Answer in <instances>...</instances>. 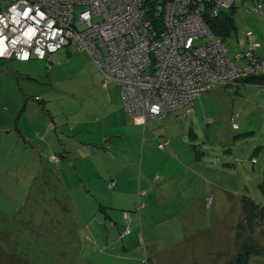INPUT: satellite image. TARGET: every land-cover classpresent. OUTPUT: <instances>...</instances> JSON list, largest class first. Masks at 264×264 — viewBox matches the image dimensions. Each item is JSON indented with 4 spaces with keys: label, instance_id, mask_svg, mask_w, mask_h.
<instances>
[{
    "label": "rangeland",
    "instance_id": "rangeland-1",
    "mask_svg": "<svg viewBox=\"0 0 264 264\" xmlns=\"http://www.w3.org/2000/svg\"><path fill=\"white\" fill-rule=\"evenodd\" d=\"M6 4L0 0V9ZM248 6L243 0L235 2L236 27L226 38L232 56L247 46L248 30L262 44L257 54L264 53V15L247 10ZM81 9L76 7V15ZM69 51L53 53L47 63L0 59V130H6L0 131V211L26 219L23 212L30 198L40 208L38 214L45 215L42 211L48 209L47 214L56 220L53 227L43 225L51 232L27 222L29 230L13 251L0 252V264H237L238 255L251 249L259 251L248 264H264V218L250 234L241 203L243 196L264 203L260 184L264 181V84L219 85L203 91L191 114L176 110L163 118H150L144 134V127L135 125V134L111 146L104 137L113 138V134L104 132L102 125L110 123L107 127L115 135L123 122L117 117L106 121L114 117L106 114L103 100L108 78L87 52L73 47ZM173 137L174 156L170 153ZM160 139L170 140L171 147L160 149ZM143 143L155 155V170L162 164L183 172L190 169L197 172L192 173L199 181L188 185L178 178L174 184L154 174L155 183L149 186L155 197L140 196L141 189L149 187L139 181ZM85 147L91 150L89 154L82 153ZM228 148L232 152L224 151ZM161 151L169 153L165 156ZM50 153L58 154L60 162H52ZM45 167L60 171L63 184L52 181L51 172L42 171ZM223 172L231 175L222 176ZM37 173H48L51 178H33L34 190L33 181L27 182ZM115 180L117 186L112 189L109 184ZM44 181L47 184L42 185ZM138 202L144 205L141 211ZM122 210L132 212L133 246L126 245L127 253L107 250V256L99 255L105 240L117 242L111 239L116 228L110 222L122 217ZM152 216L156 220L148 223ZM136 222L138 228L133 230ZM103 227L109 230L104 231L108 236L103 235ZM81 230H88L94 241H102L95 254L84 243L86 235ZM185 253L190 258L179 257Z\"/></svg>",
    "mask_w": 264,
    "mask_h": 264
},
{
    "label": "built area",
    "instance_id": "built-area-1",
    "mask_svg": "<svg viewBox=\"0 0 264 264\" xmlns=\"http://www.w3.org/2000/svg\"><path fill=\"white\" fill-rule=\"evenodd\" d=\"M1 1L8 4L0 9V59L50 61L53 53L71 47L87 52L121 89L127 116L144 126L216 85L264 71V57L254 54L253 32H248V50L235 55L246 62L239 67L227 42L208 24L207 15L217 16L236 0ZM243 1L251 4L247 10L264 15V0ZM192 111L188 106L187 113ZM169 143L162 140L159 147ZM126 213L131 221V212ZM131 231L128 224L124 234Z\"/></svg>",
    "mask_w": 264,
    "mask_h": 264
},
{
    "label": "trees",
    "instance_id": "trees-1",
    "mask_svg": "<svg viewBox=\"0 0 264 264\" xmlns=\"http://www.w3.org/2000/svg\"><path fill=\"white\" fill-rule=\"evenodd\" d=\"M234 9H235V6H233L232 8H223L217 16L207 15V21H208V24L210 26L211 31L215 35L221 37L224 41H226V38L231 33L232 29L234 27H236L235 23H234L233 15H232ZM250 31L253 32L252 30H248L246 33V42H247L246 47H243L240 49V51L235 52L234 56L231 55V51L229 49L230 57L234 60V63L237 64V66H239V67H244L246 62L243 59H236L235 55L237 53L246 52L248 50V45H249V41H250L249 36H248V32H250ZM254 35L256 36L255 37V43L257 44V46L254 49V54L256 57H264L263 54L262 55L257 54V50L262 47V44L260 42L256 41L257 35L255 33H254ZM260 53H263V52L260 51ZM32 59H36V58H32ZM11 60H13V59H11ZM37 60H41V59H37ZM41 61H46V63L48 62L46 59H43ZM244 82L247 84L252 83V84L263 85L264 84V71H261L258 74L254 73V74L248 75L247 77H241V78L237 79V82L235 83L234 87H240L241 85L244 84ZM217 86H219V85H216L213 88H216ZM243 86H245V85H243ZM213 88H210V89H213ZM195 100H196V98L192 99L188 105L184 104V105L178 107L177 109L182 108V107L186 108L188 106L194 107L193 103ZM170 111H175V110H170ZM170 111H168L164 116L157 117V118L165 117ZM232 117L235 118V115L233 114ZM0 131L5 132L6 130H0ZM162 140H165V139H160V141H162ZM166 140H168V139H166ZM168 141L170 142V140H168ZM169 145H170V143H169ZM52 155L58 156L59 161L55 162L51 158ZM50 159L56 164L60 162V156L56 153L51 154ZM44 169L49 170L51 172V174L54 176L52 181H54L56 179L58 183L63 184V182L61 181L59 171H56V170L53 171V169L49 168V167L42 168V171ZM49 171H47V172L49 173ZM48 173H46L45 175L46 176L49 175V177L51 178L50 174H48ZM46 176H42L41 173H37L36 175H34V177H31V179L27 183L30 184L35 178L36 179L39 177H45L46 178ZM34 183L35 182L33 181V184H32L33 188L32 189L35 190V188H37V185ZM45 184H47V183L44 181L42 183V185H45ZM260 184H261V188L264 192V181L261 182ZM46 200H48L47 197H46ZM28 202L29 203L26 204V212H23L26 219L25 218H23L21 220L14 219L13 217H9L0 211V252L2 251L3 254H7L8 252H12L14 249V245L18 242V239H21L28 232L29 229L25 228V224L27 222L30 223L29 224L30 226H32L33 223H36L38 226L45 228L46 230H48L50 232H51L50 228L49 227L46 228L43 225L46 224V225H48V226L50 225L52 227L55 226L56 220L52 218V216H53L52 214H49V215L47 214V211L49 212L48 209H45L42 211L45 215L38 214L37 211L40 208L34 207L35 204L33 201H31L30 198H29ZM45 203H46L47 207H49L47 202H45ZM241 203H242V213H243L244 223L246 224L247 229L249 230V233L254 234L256 232V230L260 227V224L262 223L263 218H264V203L256 202L254 199H252L249 196L241 197ZM103 207L104 206H101L100 209L102 210ZM49 209H50V207H49ZM27 211H31V212L28 213ZM52 211L54 212V210H52ZM122 211H124L123 216L121 217L122 220L120 219V222L122 223V224H120V226L122 225V230L118 236L117 241L119 242V244L124 245V244H126L127 241H126V236L123 235V233L125 232L128 224H130V227H131V221L132 220L128 221V219L125 217V213L128 210H122ZM38 212H40V211H38ZM131 216H132V212H131ZM46 218H49L48 221H46ZM118 218H120V217H118ZM116 220H118V219H116ZM116 220H114V221H116ZM110 223L112 224V222H110ZM103 228H104L105 232L109 231V230H106L105 227H103ZM80 233L86 235L85 239L87 240V242H84V243H86L87 244L86 246H89V248H93V249H91V253L95 254V249L99 250L100 242H102V241H100V240L94 241L95 238L90 237L88 230L87 231L81 230ZM103 235L108 236L107 233H104ZM240 235L241 234H239V236ZM49 237H50V235L47 236V238H49ZM65 239L67 240V237ZM96 243L98 244L97 248H95V246H94ZM104 245L100 246L99 255L103 254V256H104V253L107 250H110V251L115 252V253L117 252V250H116L117 246L114 243H111V241L106 242V240H105ZM82 248H83V246H82ZM258 251H259V249H256V250L251 249V250L244 251L243 253H240L237 257V260H236L237 264H248V262H249L248 260L251 257V255H253L254 253H257Z\"/></svg>",
    "mask_w": 264,
    "mask_h": 264
},
{
    "label": "crops",
    "instance_id": "crops-1",
    "mask_svg": "<svg viewBox=\"0 0 264 264\" xmlns=\"http://www.w3.org/2000/svg\"><path fill=\"white\" fill-rule=\"evenodd\" d=\"M261 43V42H260ZM65 51H67V52H71V51H69V50H65ZM264 55V53H261V55ZM33 60H35V59H33ZM32 59L31 60H29V61H33ZM17 61V60H16ZM35 61H38V60H35ZM26 62H28V61H26ZM40 62H41V60H40ZM107 79V78H106ZM246 84L247 83H245L244 82V84L243 85H245L246 86ZM248 84H252V83H248ZM220 86H225V87H233L234 86V84H231V85H220ZM218 87V86H217ZM103 89H104V102H105V107L107 108V110H106V114H109V113H113L114 115V117H110V118H108L106 121H111V122H114L115 121V117H117V118H120V120H122V122H123V124L119 127V129H116L115 128V132H116V134L114 135V131H112L111 129H109L108 127H107V124H110V123H107V124H103L102 125V127H103V129H104V132H106V133H109V134H113V138H111V137H108V136H105L104 137V141L106 142V143H110L111 144V146H113L114 144H115V142H116V144H117V141L119 140V139H126V138H128L130 135H133V134H135L134 133V131L132 130V129H135L136 128V126L135 125H138V126H140V125H142V124H139V123H134L131 119H129V117L127 116V114H125L126 113V110H125V107L123 108V106H124V101H123V105H122V102H121V97H122V95H121V89L118 87V85H117V83L116 82H114V81H112V80H106V82L104 83V87H103ZM198 98V97H197ZM196 98V99H197ZM123 99V98H122ZM195 102V101H194ZM193 106H194V103H193ZM125 110V111H124ZM177 110H183L184 112V114H191V113H187V107L186 108H184V107H182V108H179V109H177ZM176 111V110H175ZM193 111H194V107H193ZM125 112V113H124ZM235 113V112H234ZM234 113H232L231 114V116L234 114ZM231 116H230V118H231ZM166 117V116H165ZM155 118H157V117H155ZM150 120V119H149ZM149 120H148V122H147V125L146 126H148V123H149ZM115 124V123H114ZM116 126V125H115ZM144 128H143V134H144V131H145V129H146V126H144V125H142ZM136 133L139 135V133H138V131H137V129H136ZM193 137H196V134L193 136ZM93 138H91L90 137V139H89V142L92 140ZM175 140V138L173 137V141H172V147H171V141H170V145L168 146V148H170L171 147V150L173 151V152H170V150H169V152L171 153V155L172 156H174V154L176 153V148L174 147L175 146V142L176 141H174ZM88 143V142H87ZM148 145V149H147V151L145 152L144 151V148H145V146H147ZM115 146V145H114ZM139 147V146H138ZM152 147H154V145L152 144ZM150 147H149V144H147V143H143V155H142V157H141V162H140V167H139V172L141 173V176H140V178H139V181H140V184L142 185V187L144 186V185H147V186H149L150 184H152V183H155V182H153L152 180H153V176H154V174H156L155 175V178L156 179H159V178H163L164 179V181H168V182H172V183H176L175 181H173V179H178V178H184L185 179V182L186 181H188V185H191L192 184V182H196V181H199V179L200 178H197L194 174H196L197 172H195L194 170L192 171L191 170V172L190 171H188V170H190V169H185L184 170V172L180 169V168H172V169H170L169 167H168V165H166V164H162L161 166H159V168L157 169V170H155V168H154V165H155V155H154V153L152 152V151H149L150 149H149ZM167 148V149H168ZM153 150H154V148H152ZM161 149V148H160ZM224 151H226V152H232V150L231 149H224ZM237 150L236 149H234L233 150V153L234 152H236ZM83 152H85V153H87V154H89V152H91V150L88 148V147H85V149L82 151V153ZM103 152H105V151H103ZM103 152H98L99 154H102ZM159 152V151H158ZM162 152V155L163 154H165V156H166V152L167 153H169L168 151H161ZM160 152V153H161ZM164 152V153H163ZM81 153V154H82ZM53 154V153H52ZM50 155H51V153H50ZM81 156V155H80ZM176 156H178V155H176ZM81 158L83 159V160H85L84 159V157L83 156H81ZM221 159H224V156H222L221 157ZM52 161V160H51ZM53 162V161H52ZM224 164H227L226 162L224 163ZM195 168H198V167H195ZM183 169V168H182ZM155 171H157V172H155ZM194 174H193V173ZM180 173H183V175L184 176H182V177H179V176H177L178 174H180ZM59 174L60 175H62L61 174V172L59 171ZM187 175H191L192 176V178H190V177H188ZM197 175V174H196ZM230 176L231 174L230 173H224L223 172V175L222 176ZM157 176V177H156ZM113 178V177H112ZM112 180H114V179H112ZM117 186V181L115 180V184H114V186L112 187V189L113 188H115ZM216 186H219V184L218 183H216ZM110 187V186H109ZM111 188V187H110ZM151 189H153V188H151L150 186L149 187H145L144 186V188H142L141 190H143L142 192H140V196H144L145 198H147L148 199V197H155V195H154V191H152ZM221 189H224L223 187L221 188ZM161 190V189H160ZM224 190H226V189H224ZM164 191L162 190V193H163ZM158 194V196H160V197H163V195L161 194V192H157ZM177 193V192H176ZM209 198V197H208ZM151 200V199H150ZM151 201H153V199L151 200ZM138 204H139V202H138ZM101 207V206H100ZM111 216H113V214H110ZM111 216H109V218H111ZM147 216V215H146ZM114 217V216H113ZM142 217V223H143V232H144V230H145V226H146V222H145V220L143 219V215L141 216ZM146 218V217H145ZM152 219H147L148 220V223H151V222H153V220H156V218H153V216L151 217ZM118 220H116V221H114L113 219L111 220V222H112V224H114V226H115V228H116V232H114L113 233V236H112V240L114 241L115 239L116 240H118V236H119V234H120V232H121V230H122V225L120 226V219H121V217L120 218H117ZM122 220V219H121ZM132 221H133V218H132ZM132 221H131V223H132ZM119 225V226H118ZM151 225L149 224V226H148V228L150 227ZM138 228V224H137V222L135 223V227H134V229L133 230H135V229H137ZM97 232H98V230H97ZM133 232L134 231H132L129 235H127L126 236V244H124V245H121L120 246V248H118V244H119V242L117 241V242H115L114 244L117 246V248H116V250H117V252L115 253V252H112V253H115V254H119V253H122V252H126L127 253V251H126V249H128L127 248V246H129V247H132L133 246V241H134V238L132 237V235H133ZM102 233H104V228H103V231H102ZM187 238H185L184 240H186ZM183 240V241H184ZM106 242H107V240H106ZM184 244H187V241H185V242H183ZM183 243H178L177 245H180V244H182L183 245ZM127 245V246H126ZM170 247H175V248H179V247H177V246H174V245H169ZM167 247V246H166ZM180 249H182V250H185V249H188V248H180ZM104 255H106V253H104ZM107 256V255H106ZM179 257L180 258H188L189 257V255L188 254H180L179 255ZM184 258V259H185ZM190 258V257H189ZM108 262V261H107Z\"/></svg>",
    "mask_w": 264,
    "mask_h": 264
},
{
    "label": "bare ground",
    "instance_id": "bare-ground-1",
    "mask_svg": "<svg viewBox=\"0 0 264 264\" xmlns=\"http://www.w3.org/2000/svg\"><path fill=\"white\" fill-rule=\"evenodd\" d=\"M250 82V81H249Z\"/></svg>",
    "mask_w": 264,
    "mask_h": 264
}]
</instances>
